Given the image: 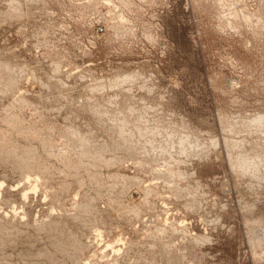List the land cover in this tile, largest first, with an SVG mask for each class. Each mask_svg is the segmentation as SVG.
I'll list each match as a JSON object with an SVG mask.
<instances>
[{
  "label": "rangeland",
  "instance_id": "1",
  "mask_svg": "<svg viewBox=\"0 0 264 264\" xmlns=\"http://www.w3.org/2000/svg\"><path fill=\"white\" fill-rule=\"evenodd\" d=\"M6 119L49 175L0 155V264H264V0H0ZM72 129L108 173L68 168Z\"/></svg>",
  "mask_w": 264,
  "mask_h": 264
},
{
  "label": "bare ground",
  "instance_id": "2",
  "mask_svg": "<svg viewBox=\"0 0 264 264\" xmlns=\"http://www.w3.org/2000/svg\"><path fill=\"white\" fill-rule=\"evenodd\" d=\"M33 1V0H32ZM78 1V0H77ZM81 1V0H80ZM46 3V2H45ZM37 5V4H36ZM96 6V5H95ZM44 8V7H43ZM17 9V8H16ZM15 8H13V10H16ZM38 9V8H37ZM35 10V9H34ZM19 12V11H18ZM14 13H15V11H14ZM23 13V12H22ZM17 14V13H16ZM230 19V18H229ZM78 48H76V50H77ZM7 85V84H6ZM100 86V85H99ZM9 87V86H8ZM5 90V89H4ZM21 98V97H20ZM22 99V98H21ZM15 100V99H14ZM19 100V99H18ZM17 101V100H16ZM22 101L24 102V100L22 99ZM13 102V101H12ZM20 102H21V100H20ZM22 103V102H21ZM23 104V103H22ZM21 105V104H20ZM11 107V106H10ZM9 108V107H8ZM9 112V115H10V110H8ZM5 112H6V110H5ZM4 113V112H3ZM2 113V114H3ZM5 115H7V114H5ZM5 115L3 114V116H4V118H5ZM16 115V114H15ZM14 115V116H15ZM20 115V114H19ZM11 116H12V114H11ZM10 116V117H11ZM7 117V116H6ZM3 118V119H4ZM14 118V117H13ZM15 118H17V117H15ZM136 119V118H135ZM256 119V117L254 118V120ZM17 120H18V118H17ZM19 121V120H18ZM256 122H260L261 121V118H258L257 120H255ZM20 122H21V120H20ZM38 122V121H37ZM16 123V122H15ZM15 123H12L11 122V119L10 120H7L6 119V121H5V125L3 124L2 126H0V132H2V131H6V130H11V132L12 133H15V134H17V135H19V128L17 127V125H15ZM123 124H125L124 122H123ZM5 126L7 127V128H5ZM32 126H33V124H32ZM35 126V125H34ZM8 127H10V128H8ZM19 127H20V125H19ZM28 127H29V125H28ZM37 128V127H36ZM35 130H37L38 131V129H35L34 127H31V131L29 130V132H27V138L29 137V138H32V137H36V138H38L37 137V134H35L36 132H35ZM137 130H138V128H137ZM80 131V130H79ZM122 131V130H121ZM120 131V132H121ZM136 131V130H135ZM42 132V131H41ZM88 132V131H87ZM91 132V131H90ZM119 132V133H120ZM123 132H125V131H123ZM138 132H139V130H138ZM26 133V132H25ZM3 134H4V132L0 135V155H2V154H4V156L2 155L1 157H4L5 158V155H8L9 157H7V161H8V163L12 166V168H14V167H20V170L22 169L23 171H24V173H23V171H22V173L21 174H23V175H21L20 177H22V176H25L24 178L25 179H27L28 178V176H26V175H28V173L30 174V172L32 171V169H37V170H39V171H41V174L42 175H40L41 177L42 176H44L45 178H47L46 176H48L49 174H48V170H47V168H49V167H47V166H45V164L44 165H42L43 164V161H44V159H45V152L43 153V150H44V147H42V145H46V144H48L49 142L47 141V143H46V141H44L43 142V140H45V139H43L42 140V142H39V144L37 143V142H35V144H32L31 143V145H28V146H26L27 145V143L25 142V144L26 145H24V144H22V141H21V144L23 145V146H19V147H9V148H6L5 147V145L6 144H8V143H6L5 142V136H6V134L3 136ZM11 134V133H10ZM21 134H22V132H21ZM136 134V133H135ZM14 135V134H13ZM67 135H68V133H67ZM120 135V134H119ZM134 135V134H133ZM138 135H139V133H138ZM141 135V134H140ZM3 136V137H2ZM79 135L77 134V133H75V131L73 132V129H72V131H71V133H70V135H69V143H70V145H72L73 147H71V149L73 148V151H74V155L72 156L71 155V157L70 158H68V159H66L64 162L67 164V166H68V168H70V169H72L73 171L72 172H74L75 173V175H80V172H85V171H88V169H89V171H90V168H88V166L89 167H91V168H93V170L94 169H98V171H99V169L100 168H105L104 169V171H106V169H107V171H108V169L110 168V170H111V165H113L112 163H113V161L114 160H111V159H109L108 158V160H107V157H108V154H109V152H108V150L106 149V147H102V146H100L99 148L98 147H93V146H91L90 145V143H89V141H88V138H86V137H78ZM14 137H15V135H14ZM94 137H95V135H94ZM134 137V136H133ZM132 137V138H133ZM136 137H137V135H136ZM43 138V137H42ZM140 138V137H139ZM141 138H142V136H141ZM140 138V139H141ZM90 139V138H89ZM16 140H17V138H16ZM122 140V139H121ZM120 140V141H121ZM92 141V140H91ZM139 141V140H138ZM141 141V140H140ZM34 142V141H33ZM142 142V141H141ZM24 143V142H23ZM46 143V144H45ZM53 143H54V141H53ZM103 143V142H102ZM128 143V142H127ZM126 143V144H127ZM20 144V145H21ZM144 144H146V143H144ZM143 144V145H144ZM148 144V143H147ZM9 145V144H8ZM7 145V146H8ZM17 145V144H16ZM130 145V144H129ZM136 145V144H135ZM134 146V145H133ZM133 146H132V148H133ZM148 145H146V146H144V147H147ZM150 146V145H149ZM42 147V148H41ZM135 147V146H134ZM142 147V146H141ZM143 147V148H144ZM126 148V147H125ZM150 148H151V146H150ZM70 149V150H71ZM144 149H147V148H144ZM163 149V148H162ZM165 149V148H164ZM163 149V150H164ZM127 150V149H126ZM129 150H130V148H129ZM148 150H149V148H148ZM155 150L157 151V148H155ZM166 150V149H165ZM163 151V154L164 155H166L164 152H166V151ZM45 151H46V149H45ZM72 151V150H71ZM71 151H70V153H71ZM135 151H136V149H135ZM147 150H145V152H146ZM160 152H161V149L159 150ZM159 151H158V153L157 154H159ZM168 151V150H167ZM175 151V150H174ZM129 152V151H128ZM130 152H131V150H130ZM147 152H149V151H147ZM172 152V151H171ZM171 152H169L167 155H169ZM183 152H184V149H183ZM73 154V153H72ZM131 154V153H130ZM162 154V153H161ZM160 154V156H162L163 158H166V157H170L171 155H172V153H171V155L170 156H163V154L161 155ZM180 154V153H179ZM120 155V154H119ZM147 155V154H146ZM154 155V154H153ZM49 156V155H48ZM51 156H53V155H51ZM54 156H56L55 154H54ZM70 156V155H69ZM118 156V155H117ZM173 157H174V155H172ZM171 156V157H172ZM177 157V156H176ZM111 158H114V157H111ZM116 158V157H115ZM175 158V157H174ZM53 159H55V158H53ZM116 160V159H115ZM171 160H173V158H171ZM174 160H176V159H174ZM51 161V160H50ZM55 161H56V159H55ZM139 161V160H138ZM168 161V160H167ZM178 161V160H177ZM4 163H5V161H3ZM2 162V163H3ZM45 162V161H44ZM117 162V161H116ZM181 162V161H180ZM1 163V162H0ZM7 163V164H8ZM48 163V162H47ZM52 163V162H51ZM115 163V162H114ZM121 163V162H120ZM119 163V165H121ZM134 163V162H133ZM173 163V162H172ZM54 164V163H53ZM128 164V163H127ZM166 164V163H165ZM170 164H171V162H170ZM48 165V164H47ZM115 165H118V164H115ZM118 165V166H119ZM137 165V164H136ZM139 165V164H138ZM167 165V164H166ZM166 165H164L163 167H165ZM55 166V165H54ZM117 166V167H118ZM128 166V165H127ZM132 166V165H131ZM134 166V168L135 167H137V166H135V164L133 165ZM140 166V165H139ZM154 166V165H153ZM169 166V165H168ZM35 167H37V168H35ZM51 167V166H50ZM113 167V166H112ZM125 167V166H124ZM123 167V165H122V168H124ZM143 167V166H142ZM10 168V167H9ZM128 168H130V167H128ZM132 168V167H131ZM166 168V167H165ZM16 169V168H15ZM14 169V170H15ZM18 169V168H17ZM51 169H53V168H51ZM58 169V168H57ZM126 169V168H125ZM161 169V168H160ZM168 169V168H167ZM60 170V169H59ZM92 170V169H91ZM113 170H115V172H117L116 170H117V168L115 167V168H113ZM112 170V171H113ZM142 170V169H141ZM140 170V171H141ZM158 170V169H157ZM169 170H170V168H169ZM20 171V172H21ZM36 171V170H35ZM39 171H37V172H39ZM50 171V170H49ZM95 171L96 170H94V174H95ZM97 171V172H98ZM103 171V170H102ZM106 171V172H107ZM112 171H110V172H112ZM127 171V170H126ZM144 171V170H143ZM19 172V171H18ZM60 173H67V172H64V171H59ZM119 172V171H118ZM117 172V173H118ZM156 172V171H155ZM160 172V173H159ZM159 172H156V173H158V174H156V175H154V176H156V177H159V178H162L163 179V182H165L166 183V185H168L169 183H170V181L172 180V175H175V173L174 174H172V175H169V172L167 171V173H165V171L163 172L162 170L161 171H159ZM32 173V172H31ZM40 173V172H39ZM108 173V172H107ZM113 173H114V171H113ZM120 173V172H119ZM93 174V175H94ZM97 174V173H96ZM100 174V173H99ZM155 174V173H154ZM36 175V174H35ZM35 175H33L32 176V174H30L29 176H32V177H30V179L29 180H26V184L28 183V182H30V184L28 185V187L30 186L31 188L32 187H34V186H36V184H35V182L36 181H38V179H39V177H37V176H35ZM50 175H51V173H50ZM73 175V174H72ZM93 175L91 176V177H93ZM112 175V174H111ZM118 175H121V174H118ZM127 174L125 173L124 174V176H126ZM74 176V175H73ZM72 176V177H73ZM99 176V175H98ZM105 176V175H104ZM123 176V175H122ZM137 176H138V174H137ZM186 176V175H185ZM15 177V176H14ZM27 177V178H26ZM36 177L38 178L37 180H36ZM40 177V178H41ZM113 177V176H112ZM112 177H110V179L112 178ZM116 177V176H115ZM119 177V176H118ZM117 177V178H118ZM121 177V176H120ZM130 177V178H129ZM129 177H125V178H123V180H122V184H124V186H126V187H129V188H131L130 186L131 185H135V184H138L139 182H138V180L137 179H135L134 177H132V175H130ZM178 177V176H177ZM74 178V177H73ZM94 178V177H93ZM93 178H89V179H91L92 181H93ZM114 178V177H113ZM112 178V179H113ZM25 179H23L24 181H25ZM69 179H71V178H69ZM95 179V178H94ZM109 179V180H110ZM139 179V178H138ZM158 179V178H157ZM46 180V179H45ZM159 180V179H158ZM24 181H22L23 182V185H24ZM28 181V182H27ZM49 181H50V179H49ZM140 181V180H139ZM48 182V181H47ZM96 183H97V181H95ZM142 182V181H141ZM6 183V182H5ZM36 183H38V182H36ZM94 183V182H93ZM96 183H95V185H96ZM116 183V182H115ZM159 183V182H158ZM26 184H25V187H26ZM45 184V183H44ZM46 184H48V183H46ZM54 184V183H53ZM109 184V183H108ZM117 184V183H116ZM120 184V183H119ZM3 185V184H2ZM1 185V186H2ZM160 185H162L161 183H160ZM165 185V184H164ZM170 185V184H169ZM168 185V186H169ZM109 186V185H108ZM112 186V185H111ZM114 186V185H113ZM145 186V185H144ZM150 186H152V184H150ZM150 186L149 185H146V187H145V190L144 191H146V193H151V191H152V188H150ZM157 186H159V185H157ZM176 186V185H175ZM153 187V186H152ZM7 188V187H6ZM27 188V187H26ZM155 188H156V185H155ZM168 188V187H167ZM166 187H165V190L167 189ZM174 188V186L173 187H169L168 188V191H169V189L170 190H172ZM176 188H177V186H176ZM143 189V188H142ZM11 190V189H10ZM134 190H137V189H134ZM153 190H155V189H153ZM158 190V189H157ZM176 190V189H175ZM174 190V191H175ZM177 190H179V187H178V189ZM42 191H43V188H42ZM122 191V190H121ZM156 191V190H155ZM3 192V191H2ZM12 192V191H11ZM70 192V191H69ZM137 192V191H136ZM165 192H167V191H165ZM121 193V192H120ZM174 193V192H173ZM15 194V193H14ZM96 194V193H95ZM142 194V193H141ZM154 194V193H153ZM97 195V194H96ZM99 195L100 194H98V197H99ZM147 195H149V194H147ZM151 195H152V193H151ZM172 195V194H171ZM178 197L180 196V192H178L177 194H176ZM144 197H146V194L145 195H143ZM170 196V195H169ZM89 197V196H88ZM144 197H142V200L144 199ZM182 196H180V198H181ZM85 198V197H84ZM87 198V197H86ZM85 198V199H86ZM177 198V197H176ZM96 199V198H95ZM95 199H94V202L95 203H93V201H91V199H90V201L89 202H87V204H85L84 203V205H83V207H87V208H89V207H95L97 204V202L95 201ZM88 200V199H87ZM92 200H93V197H92ZM84 201V200H83ZM86 201V200H85ZM54 202V201H53ZM2 203V202H1ZM54 203H57V202H54ZM76 203V202H75ZM93 203V204H92ZM96 204V205H95ZM188 204H192V203H188ZM93 205H95V206H93ZM60 206V205H59ZM89 206V207H88ZM135 207V206H134ZM145 207H147V206H145ZM86 208V209H87ZM90 209V208H89ZM133 209V208H132ZM62 211V210H61ZM63 214V213H62ZM84 218V219H83ZM84 222H87L89 219H87L86 217H82L81 218ZM87 219V220H86ZM101 219H102V217H101ZM9 224V223H8ZM51 224V223H50ZM99 224V223H98ZM42 227V226H41ZM11 229V228H10ZM1 230V229H0ZM10 231H12V230H10ZM5 232V231H4ZM188 234V233H187ZM6 235V234H5ZM12 235V234H11ZM65 250V249H64ZM64 250H62V251H64ZM66 251V250H65ZM68 251V250H67ZM67 251H66V255L68 256V254H67ZM69 252V251H68ZM62 253V252H61ZM64 253V252H63ZM42 254V253H41ZM54 254V253H53ZM55 254H57V252L55 253ZM71 254H73V253H71ZM75 254V253H74ZM78 254V253H77ZM80 254V253H79ZM1 255V254H0ZM39 255V254H38ZM46 255V254H45ZM60 255V254H59ZM66 256V257H67ZM77 256V255H76ZM82 256V255H81ZM41 257H42V255H41ZM41 257H39V258H41ZM44 257H47V255L46 256H44ZM43 257V258H44ZM49 257V256H48ZM69 257H70V255H69ZM73 256L71 255V258H72ZM77 257H79V256H77ZM74 258H75V256H74ZM74 258H72L73 260H74ZM45 259V258H44ZM79 259V258H78ZM87 259V258H86ZM48 260V259H47ZM51 260H52V258H51ZM68 260H70L69 258H68ZM72 260V261H73ZM80 260V259H79ZM4 261V260H3ZM54 261V260H53ZM85 261V260H84ZM8 262V261H7ZM51 262V261H50ZM100 262H101V260H100ZM55 263V262H54ZM80 264H81V262H79ZM16 264V263H15ZM18 264V263H17ZM20 264V263H19ZM22 264V263H21ZM33 264V263H32ZM76 264H77V262H76Z\"/></svg>",
  "mask_w": 264,
  "mask_h": 264
}]
</instances>
